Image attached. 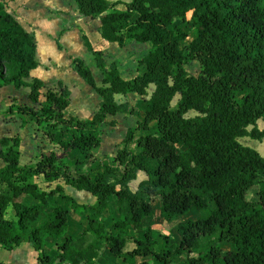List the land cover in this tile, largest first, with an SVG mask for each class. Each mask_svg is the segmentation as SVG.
Returning a JSON list of instances; mask_svg holds the SVG:
<instances>
[{
    "label": "trees",
    "instance_id": "16d2710c",
    "mask_svg": "<svg viewBox=\"0 0 264 264\" xmlns=\"http://www.w3.org/2000/svg\"><path fill=\"white\" fill-rule=\"evenodd\" d=\"M74 3L79 17L99 22L104 42L122 48L133 41L150 50L137 61L139 74L125 81L82 36L101 86L82 60L74 58L70 66L101 101L90 120L66 119L70 91L60 82L48 87L31 78L39 65L37 41L0 0V89H27L33 104L13 103L3 115L18 117L23 127L31 124L63 152L77 153L75 162L50 153L20 167V139L0 140V248L29 244L36 264H94L102 249L124 264H264V186L256 201L247 199L264 172V157L238 142L264 140V129L256 127L264 121V0H130L123 12L114 9L120 2ZM185 27L195 34L189 44ZM191 62L200 67L196 77L185 70ZM129 94L143 99V118L127 130L112 160L98 159L106 117L140 112L116 102ZM191 112L196 115L188 118ZM138 173L146 179L132 191ZM39 175L87 192L95 203L51 204L49 199L66 195L59 186L40 191L29 182ZM25 197L31 204L22 202ZM153 202L177 241L144 228L155 215ZM79 211L89 214L74 238L68 217ZM195 211L197 218L189 219ZM129 241L134 248L127 251ZM148 256L152 262L137 261Z\"/></svg>",
    "mask_w": 264,
    "mask_h": 264
},
{
    "label": "crops",
    "instance_id": "0c3cea01",
    "mask_svg": "<svg viewBox=\"0 0 264 264\" xmlns=\"http://www.w3.org/2000/svg\"><path fill=\"white\" fill-rule=\"evenodd\" d=\"M8 1L10 0H5V3L7 4L6 11L12 17H14L18 21V23L27 32L35 36V39L37 41V57L38 55L41 56V54H43V56L45 57L44 59H48L49 58L48 51L44 50V48H42L43 50L40 49L39 46L41 44L42 47H47L48 49H50L51 47L53 48L55 40L58 41L60 47L63 50V54L67 51V47L70 44L71 46H73L74 44L77 43L79 44L80 47L82 45L83 47L82 49H85V47L83 46V42H82V36L87 38L88 42L90 43L91 47L94 50H97V49L103 50V48L107 47L106 44L102 42L103 40L101 39V37L98 38L99 40L96 45L91 44L88 38V30L89 28L94 27V29L98 30L99 32V22L94 21L93 24L95 26H91L92 25L91 19L79 17L77 14L76 5L75 3H73L74 0H68L67 4H63L62 3L63 0H18L17 3H19L18 4L19 7L22 5L24 7V10L21 8L17 10L16 13H13L10 7L14 8L15 6H17V4L16 5H13L14 3L8 4ZM26 2L30 4L32 3L34 5L30 6L29 8V6L27 7ZM117 2L123 3L122 1H117ZM35 3H38V5L42 7L41 8L42 12L43 13L45 12V14L43 13L37 14L39 15V17L35 16L36 15L35 13L37 12L36 9H39V6ZM26 9H28V11H26ZM114 9H116V7ZM33 10H35V12ZM52 11H56V14L55 15L51 14ZM22 17H24L25 20H23ZM27 17H30L31 20H27ZM71 40H73L74 42H71ZM127 44L124 47H122V49L125 51L128 49ZM112 46H114V44H111V47ZM135 49L141 50L144 53L148 52L147 50L146 51L144 50L143 46L135 45ZM97 51H101V50H97ZM86 52L89 53L87 50ZM101 52L103 54V58H105V53L103 51ZM89 54L92 56L91 53ZM127 54L129 53L127 52ZM143 57L144 56H140L134 59L133 67H135V71L132 70L131 75L129 76V74H127V77H125V79L123 80L125 81L131 80L139 74L137 70V61ZM67 58H68V63L66 64V66L67 67L69 66L70 69H71L70 65H71L72 59L78 58L84 62L82 58L74 57L73 55H70ZM93 62H94V58H93ZM105 62L107 64L114 63V62L109 63L106 60ZM37 69L31 73V78L38 79L43 84H45L42 79L32 76L33 73L37 71ZM90 71L92 73V76L95 80L96 85L100 87L101 81H102V75L100 76L99 74L95 73L93 70H90ZM58 79H59V82H61L66 88H68L72 96L73 95L72 89L67 86V84L61 79V77ZM87 90L89 92L88 97L93 99V101L95 102V108L92 110L90 118L88 119L90 120L92 116L97 112L99 108V103L101 100L95 94L93 90H89V89ZM44 93H45V90H42L40 102H44L45 100L43 97ZM134 95L135 94H129L126 96H116L115 100L118 103H128L129 106L138 108L140 112H138V114L135 116H129V115H123V114H117L115 116H107L105 119V123L101 125L100 127V133L102 132L101 131L102 128L105 127V124L109 123L108 126L110 127V123H114L115 127H110V130H115L116 132H118V130L120 129V122L122 120H128L129 122L133 121V123L124 127V129L122 130V133L119 135L120 139L122 138L124 139L127 130L136 127L137 123L143 118V113L140 107V104L143 99L141 97L136 98ZM13 103H16L19 105L33 106V104L28 99V90L27 89L16 90L13 87H5V88L0 89V140L3 138H14V137H18L20 139V145H19V165L20 167L33 166L40 160V158L43 155L49 156L50 153H54L60 159H65L70 162L76 161L77 153L75 151L68 150L66 152H63L59 148V146L56 144V141L53 142L50 139H48L40 131H36L31 124H27L23 127L22 121L18 117L4 116L3 114ZM70 111H71V101H70L69 107L64 111L65 118L66 119H69V118L79 119L78 114H75L74 112L70 113ZM258 129L263 130L264 124H261V127ZM101 139H102V133H101L100 140ZM100 148H102V141H101L99 149H97L94 152L95 156L98 159L107 158V157L108 159H111V158L113 159L117 151L122 148V144L113 150L111 148L109 152H104L102 153V155L99 154ZM3 167H4V163L0 159V169H2ZM141 174L143 173H138L137 177H140ZM29 182L37 185L39 190L43 192H49L51 190H54L57 186L61 187L63 189L64 194L66 195V199H62V198L49 199V202L51 204L56 203L57 205H60V206L61 205L66 206L70 200H72L73 202H75V204L79 206H92L95 203V199L89 193L83 192V191L81 192L76 191L75 189L64 185V183L61 180L56 181V182L47 183L44 181L43 177L39 175V176H35L31 178ZM263 186H264V183H263ZM22 202L25 204H31V201L28 197L23 198ZM88 214L89 212L87 211L86 212L79 211V212L70 213L68 217V234L71 237L79 238L81 236L82 231L84 230L86 226V217L88 216ZM138 234L140 236H138ZM142 236H143L142 232H134L135 238L140 240L143 238ZM88 240H90V238H88ZM133 248L134 247L127 248L126 250L130 251ZM0 250H4V249L0 248ZM23 251H29L31 255L29 258V261L24 262L22 261L21 258H19V255L22 254ZM7 252L11 253L10 255L6 254L7 257L13 256L14 259L12 260L13 258L12 257L10 261H6L0 258V263L2 264H36L37 253L32 249L31 245L29 244L21 245L20 247L14 249L13 251H7ZM94 264H124V263L120 259L113 258L105 249H102L99 253L98 258L95 260Z\"/></svg>",
    "mask_w": 264,
    "mask_h": 264
},
{
    "label": "rangeland",
    "instance_id": "374dc122",
    "mask_svg": "<svg viewBox=\"0 0 264 264\" xmlns=\"http://www.w3.org/2000/svg\"><path fill=\"white\" fill-rule=\"evenodd\" d=\"M18 0H10L8 1V4L14 3L13 5H16L14 8H11V11L13 13H16L17 10L19 9H23L24 7L21 5L19 7V3H17ZM111 3L117 2V1H122L123 3L120 2V4L118 6H116V11H120L123 12L126 10L125 7V3H129L130 0H107ZM73 2V1H72ZM63 4H67L68 0H63L62 1ZM74 3V2H73ZM27 7L29 6H33L34 4H30L28 2H26ZM38 5V3H35ZM7 5V4H6ZM12 5V6H13ZM39 6V5H38ZM42 7L39 6V9H36V15L37 14H42ZM45 10V9H44ZM43 10V11H44ZM26 11H28V9H26ZM35 12V10H33ZM32 12V11H30ZM33 12V13H34ZM45 14V12L43 13ZM49 14V13H48ZM51 14L55 15L56 11H52ZM191 16V13L187 14V19H189ZM23 20L24 17H22ZM27 20H31L30 17H27ZM96 20H92V25L91 26H95L93 23ZM28 22V21H27ZM33 26V25H31ZM185 30L187 32L190 33V36L187 40V44H189L194 38H195V34L194 32H192L189 28L185 27ZM88 38L91 42L92 45H96L98 43V38H100L99 32L98 30H95L94 27L89 28L88 30ZM71 42H74L73 40H71ZM104 44H106L107 47L102 49H97V50H101L105 53V58H103V60L110 62H114L118 68V71L122 77V79H125V77H127V74H129V76L131 75V71H135V67H133V61L135 58H138L140 56H145L147 54V52H143L141 50L135 49V45L137 46H143L144 50L149 51L150 50V45L149 44H138L135 43L133 41L129 42L127 44L128 49L125 51L122 48H119L117 45L114 44V46L111 47L110 43L104 42L102 41ZM126 46V48H127ZM40 49L44 48V50L48 51L49 53V58L48 59H44L45 57L43 56V54L38 55L37 57V61L39 63L38 65V69L35 73H33V77H38L40 79H42L44 81V83L48 86V87H56V84L59 82V79L61 77V79L67 84L68 87H70L73 91V95L70 98L71 101V111L70 113H75L78 114L79 119L81 120H88L90 118V115L92 113V110L95 108V102L93 101V99L88 97V90H92L90 89L78 76L76 73H74L70 67L66 66V64L68 63V58L70 55H73L74 57H79L82 58L84 60V63L86 64V66L90 69L93 70L95 73L100 74L99 70L96 68V65L93 62V58L92 56L86 52L85 49H82V45L81 47L79 46V44H74L73 46H71V44L67 47V51L63 54V50L60 47L58 41L55 40L54 42V47L50 49H48L47 47H42V45L40 44ZM43 50V49H42ZM127 52L129 54H127ZM86 53V54H85ZM90 58V60H89ZM71 59V57H70ZM92 60V61H91ZM64 61V62H63ZM60 65V66H58ZM68 68V70H67ZM185 70L187 71V73L193 77L198 76L199 71H200V67L197 63L195 62H191L189 63L186 67ZM58 77V78H57ZM61 83V82H60ZM149 93L152 92V87L151 89H149L148 91ZM136 98H140L137 95H134ZM241 96L239 95L237 97V99H239ZM179 96L175 97L171 103V107H174L176 102L178 101ZM196 114L194 112H191L187 115L188 118L194 117ZM133 123V121L129 122L128 120H122L120 122V129L118 130V132H116L115 130H110V127H115V124L112 126H108V124H105V127L102 128V148H100L99 154L102 155V153L104 152H109L110 149L112 148L115 149L118 146L121 145V141L122 139H120L119 135L122 133V130L124 129V127H126L127 125ZM111 124V123H110ZM261 124H264V121H257V128L261 127ZM134 127V126H133ZM238 142L244 146V147H248L254 151H256L261 157H264V140L262 142H258L255 140H252L250 138H241L238 139ZM106 157V156H105ZM102 158V157H101ZM108 158V157H107ZM112 160V158L110 159ZM146 176L144 174H141L140 177H137L136 181H134L133 183L130 184V188L132 191H135L138 183L141 180H145ZM264 181V172H260L259 176H258V181L254 184V186L248 191L247 193V199L250 201H256L258 199V195H257V191L263 187V182ZM153 206L156 209H158V205L156 202H153ZM155 212L154 217L149 220L144 222V228H150L151 230L154 231H158L161 232L163 235H170V237L172 239H174L175 241L178 240V237L175 233L174 230H172L169 226L165 225L164 222L159 218V213ZM189 219H196L197 218V212H191V214L188 216ZM185 219H188L187 217ZM138 236H140L138 234ZM137 239V238H136ZM134 247V244L132 241L128 242V245L126 246L127 248H132ZM10 255L11 253L4 251V250H0V258L4 259L6 261H10V259L13 257H7V255ZM30 253L29 251H23L22 254L19 255V258L22 259V261H29L30 258ZM14 259V257L12 258V260ZM138 262H152L153 261V256H148V257H142V258H138L137 259ZM172 264H183V259H178L175 262H173Z\"/></svg>",
    "mask_w": 264,
    "mask_h": 264
}]
</instances>
